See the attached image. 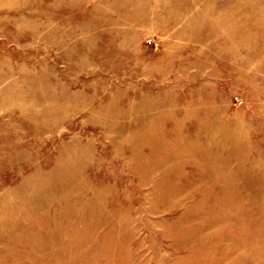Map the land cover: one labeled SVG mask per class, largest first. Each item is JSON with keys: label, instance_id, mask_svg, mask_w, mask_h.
<instances>
[{"label": "rangeland", "instance_id": "obj_1", "mask_svg": "<svg viewBox=\"0 0 264 264\" xmlns=\"http://www.w3.org/2000/svg\"><path fill=\"white\" fill-rule=\"evenodd\" d=\"M0 264H264V0H0Z\"/></svg>", "mask_w": 264, "mask_h": 264}]
</instances>
